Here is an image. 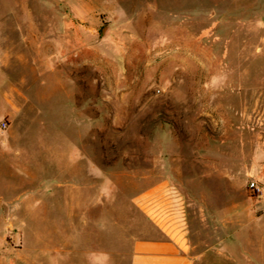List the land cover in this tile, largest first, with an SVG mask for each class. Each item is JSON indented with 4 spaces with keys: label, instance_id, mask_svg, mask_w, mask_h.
Wrapping results in <instances>:
<instances>
[{
    "label": "rangeland",
    "instance_id": "rangeland-1",
    "mask_svg": "<svg viewBox=\"0 0 264 264\" xmlns=\"http://www.w3.org/2000/svg\"><path fill=\"white\" fill-rule=\"evenodd\" d=\"M1 12H28L30 39L72 82L70 109L61 95L59 116L27 123L53 125L72 161L59 178L45 133L29 168L39 216L71 223L81 253L101 250L107 223L108 264H129L132 199L168 174L196 195L197 222L264 221L249 188L264 186V0H0Z\"/></svg>",
    "mask_w": 264,
    "mask_h": 264
},
{
    "label": "crops",
    "instance_id": "crops-1",
    "mask_svg": "<svg viewBox=\"0 0 264 264\" xmlns=\"http://www.w3.org/2000/svg\"><path fill=\"white\" fill-rule=\"evenodd\" d=\"M29 21L28 12L0 13V249L6 264H108V252L102 250L107 223L96 224L101 230V250L81 253L72 238L71 223L66 232L59 220L46 223L39 216L45 204L40 196L45 192L43 186L33 184L38 177L29 168V140L48 133V139L38 142L53 148L59 178L62 163L72 158L62 157L53 125L46 128L40 121L30 132L28 118L59 116L61 101H51L60 100L61 95L67 94L64 106L70 109L72 82L62 77L53 53L36 48L39 42L30 39ZM30 44L35 47L32 55ZM100 175L108 179L105 173ZM178 177L168 174L133 197V209L141 220L132 223L128 263L264 264V221L221 220L219 212L216 219L197 222L196 195ZM11 228L18 232L11 236L15 246L6 242ZM202 229H212L213 236L202 237Z\"/></svg>",
    "mask_w": 264,
    "mask_h": 264
},
{
    "label": "built area",
    "instance_id": "built-area-1",
    "mask_svg": "<svg viewBox=\"0 0 264 264\" xmlns=\"http://www.w3.org/2000/svg\"><path fill=\"white\" fill-rule=\"evenodd\" d=\"M4 128L7 127L6 124L3 125ZM250 190L254 193L257 197H263L264 196V186L261 184L260 181L255 180L252 181L249 185Z\"/></svg>",
    "mask_w": 264,
    "mask_h": 264
}]
</instances>
